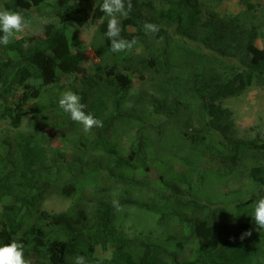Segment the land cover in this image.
I'll list each match as a JSON object with an SVG mask.
<instances>
[{
    "label": "trees",
    "instance_id": "obj_1",
    "mask_svg": "<svg viewBox=\"0 0 264 264\" xmlns=\"http://www.w3.org/2000/svg\"><path fill=\"white\" fill-rule=\"evenodd\" d=\"M102 2L48 1L36 10L48 17L43 35L28 37L25 46L21 40L1 45L3 51H14L17 59L8 55L4 59L0 50V80L6 84V72L12 69L8 72L9 82L25 91L7 104L9 96L5 93L9 87L0 90V118L18 127L23 103L38 92L27 79L55 81L61 70L79 74L92 83L80 95L87 96L86 111L102 120L103 127L86 133L67 113L55 111L58 102L53 104L51 115L37 113L34 131L18 136L12 155L0 156V196L10 194L13 198L4 205L5 218L0 217V244L7 243L5 233L11 235V240L19 239L25 244V258L31 264H73L77 255L84 256L88 264H264V230H257L251 207L237 204L238 212L250 214L245 215L250 221L239 223L235 231L212 210L204 213L206 203L199 201L210 198L200 194L202 181L232 172L231 156L238 149L256 152L257 164L251 166L249 175L253 182L264 186V138L235 135L230 111L222 107L224 99L239 96L264 74V46L255 43L264 37V24L256 18L252 0H240L244 10L225 17L213 8L209 11L207 0H132L131 13L120 18L121 36L127 40L136 38L143 46V55L111 51L106 37L109 18L100 10ZM5 4V8H30L26 0H8ZM99 18L103 22L94 36L101 41L95 51L100 57L110 53V65L96 64L95 71H88L72 51L66 22ZM145 22L158 24L160 31L146 35ZM162 23H175L180 36L209 39L206 45L213 57L204 59L200 55L199 62L189 69L166 67L164 59L172 38ZM56 48L59 59L53 54ZM146 71L153 75L147 77ZM135 76L153 85L142 88L135 101L127 104L124 96ZM170 91V96L164 97ZM178 110L188 113L183 119L184 127L164 126L162 131L156 128V124L161 125V114L172 115ZM194 120L199 126L194 127ZM48 125L70 143H78L69 159L64 160L60 149L47 142ZM119 127L127 132L125 147L122 134L117 132ZM158 132L157 138L163 132L170 141L174 140V150L168 148L169 157L180 158L183 168L188 169L175 173L185 189L179 191L174 184L169 185L165 181L169 171L160 167L159 185L147 181L146 188L151 191L137 198L133 195L135 189L145 183L134 180L127 172L136 171L140 165L148 171L147 159L157 164L162 158L164 153L159 150L151 155L154 143L148 139ZM61 172L64 178L58 189L71 200L67 208L54 214L41 211L33 222L24 218L28 209L38 206L50 177ZM113 199L119 200L122 209L138 208L144 224L149 226L148 234L127 236L118 230L120 212L113 208ZM169 220L182 233L172 232L162 239L159 233ZM249 230L251 236L240 240L241 234ZM190 236L195 246L190 249L191 256L186 257L183 253ZM97 246L107 250L108 255L91 259ZM73 255L71 261L69 257Z\"/></svg>",
    "mask_w": 264,
    "mask_h": 264
},
{
    "label": "rangeland",
    "instance_id": "obj_2",
    "mask_svg": "<svg viewBox=\"0 0 264 264\" xmlns=\"http://www.w3.org/2000/svg\"><path fill=\"white\" fill-rule=\"evenodd\" d=\"M6 1L0 0V7H6ZM30 4L29 9H24L20 6H15V8L7 9H18L23 11V14L26 19L31 21V29L26 30L24 33L16 34V37L13 41L21 40L23 46L26 45V39L30 36H40L43 35V25L48 21V17L45 14L36 13L37 8L42 7L47 4L48 1L52 0H26ZM207 5H209V11L213 8L215 13H218L219 16L225 17L226 15H235L237 12L240 13L244 10V6L240 3V0H207ZM254 4V12L256 13V18L264 24V0H252ZM43 4V6H42ZM156 6V5H155ZM213 6V7H212ZM16 11V10H15ZM103 22L102 18L97 19L96 21H91L90 19H84L79 23L72 21H67V31L66 34L69 37V42L72 48V51L77 54L79 62L81 65L85 66L88 71H95L94 67L96 64L103 66L105 63L110 65V53L105 54L100 57L97 55L95 49L99 47L100 39H96L94 36L95 30ZM162 27L168 32L170 38H172L171 43L169 44L168 49L166 50V58L164 59L165 66L171 68L172 70H178V68H191L193 64L198 63L200 55L203 58L213 57L212 50L209 48L208 43L209 39L203 40L200 36L198 39H189L185 36H180L175 31V23L168 24L162 23ZM107 29V27H106ZM131 30V28H128ZM264 29V27H262ZM256 45L258 47L264 46V37L256 40ZM207 44V45H206ZM0 50L2 51V56L4 59L7 58V55L12 59H17V55L14 51H10L7 48L2 49L0 45ZM138 53L140 55L144 54L143 46L137 42L133 47L132 51L129 52L130 55ZM53 54L59 59L58 48L53 50ZM205 62V60H202ZM13 70H7L6 72V84H3L0 80V90L2 88L9 87V91L5 94L9 96L7 104H9L14 98L18 99L24 89L20 85L12 84L13 81L9 82L10 76L8 72ZM145 75L151 77L153 73L146 71ZM31 87L38 90L37 96L29 98L23 103L22 106V122L18 127H13L9 119L0 118V156L1 154H10L12 155L15 150V140L21 133H26L34 131L35 119L37 113L43 112L46 115H51L54 113L55 102L57 103L60 97V93L65 90H72L80 95V92L83 88L92 85L91 82L84 80L81 75L75 74L71 71H58V76L55 81L49 79L41 78H32L27 79ZM106 81H104L105 83ZM153 85V84H152ZM148 82L142 83L138 77H133L132 86L125 93L124 101L127 104H131L135 101V97L141 93V89L151 86ZM174 89V88H173ZM30 91V90H27ZM173 91V90H172ZM168 92L164 97L170 96L171 92ZM82 103L87 104L85 101L84 95L82 96ZM196 104V103H195ZM222 107L230 111L229 119H232V129L234 128V134L239 137L250 138L253 136H259L264 138V74L259 78L255 79L252 84L239 96L226 98L222 101ZM87 108V107H86ZM63 112L57 104L56 112ZM187 111L178 110L175 113L170 114H161L160 124H156V128L162 131L164 126L167 127H184L185 123L183 121L184 117L187 115ZM171 115V116H170ZM194 127L199 126L198 122L194 120ZM155 130V129H154ZM117 132L122 134V143L125 147L124 142L126 133L122 131V128L119 127ZM45 135L47 142L50 143L52 148L60 149L59 153L63 154V159L67 160L74 154V151L77 150L78 143H70L62 135H59L58 132L48 125L45 128ZM158 133H154L149 139L154 145L151 147L152 154L154 155L157 151L164 153L162 158L158 160L157 164L151 163L148 159L146 160L145 165L149 167V170L146 171L144 166L140 165L139 168L135 171L127 172L131 178L137 181H143L144 185L135 189L133 195L137 198H144L145 195L150 190L146 188L147 181H153L157 183L158 175L160 174V167L165 168L169 171L168 175L165 177V181L171 185L174 184L179 191L185 189V184L180 182L176 178L175 173L182 170L188 171L187 167L183 168L182 160L177 157H169V150H174V140L170 141L168 135L162 134L157 138ZM41 142V141H40ZM165 147V148H164ZM82 148V147H81ZM178 149L175 148V151ZM232 157V165L229 174L225 176H215L212 180H203L200 184V194L205 195L209 199L207 201L205 198L199 200L201 203L205 204L206 207L203 208L204 213H210L211 210L217 217H220L222 223L227 227H230L233 230H238L237 225L241 222L250 221L245 215H250L244 213L243 215L238 212L237 204L242 202L247 207H251L253 210V205L256 200L255 193L260 191L264 192V186L258 185L251 180L249 175V169L251 166L257 164V156L254 150L250 149H238L236 150ZM89 158V157H88ZM98 158V156L96 157ZM163 159V160H162ZM67 164V163H65ZM63 173L56 176H52L49 179L50 185H47L45 192H42L40 202L36 208H30L26 211L24 218H29L31 222L36 220L41 211L47 213H58L67 208L70 204V199L64 197L58 189L59 184L62 183ZM102 175L100 176V179ZM251 180V183L250 180ZM159 184L157 183L156 186ZM151 191V190H150ZM186 197V196H185ZM13 198L10 194H2L0 196V217L6 216L5 206ZM212 200V202H210ZM120 215L117 218V229L120 230L127 236L133 234H140L144 237L148 234V224H144V221L141 219L140 210L135 206H130L123 208L119 213ZM25 225V222L22 223V226ZM163 226V225H162ZM165 228L163 232L159 233L160 237L163 239L166 235L175 232L177 233L178 227L174 226L170 220L165 223ZM23 229V228H22ZM21 231H18L20 233ZM182 231H178V234H181ZM8 237L7 243L11 240V235L5 233ZM19 237H22L19 235ZM195 246V239L189 237L186 242V249L183 253V256H191V248ZM107 250L101 249L98 246L95 248L94 254L91 256V259H97L101 257H106ZM75 255L69 257L72 261V258Z\"/></svg>",
    "mask_w": 264,
    "mask_h": 264
},
{
    "label": "clouds",
    "instance_id": "obj_3",
    "mask_svg": "<svg viewBox=\"0 0 264 264\" xmlns=\"http://www.w3.org/2000/svg\"><path fill=\"white\" fill-rule=\"evenodd\" d=\"M133 7L132 0H103L100 10L109 18L107 20L106 37L110 41V49L113 53L131 52L137 44V39L127 40L121 36V20L127 18ZM31 29V21L26 19L23 11L9 10L0 7V45L7 46L16 37V34L24 33ZM145 34L155 35L160 31V26L155 23L145 22L143 24ZM58 106L67 113L70 119L83 126L86 133H90L93 128H102L103 121L94 117L86 111L87 105L82 103L81 95L72 90H65L60 93ZM256 200L253 205L252 219L256 228L264 230V192H256ZM115 211H122V206L118 199L112 200ZM251 230L246 231L239 237L243 240L251 236ZM0 264H31V260L25 258V244L19 239H12L8 243L0 244ZM73 264H88L84 256L77 255L73 259Z\"/></svg>",
    "mask_w": 264,
    "mask_h": 264
}]
</instances>
